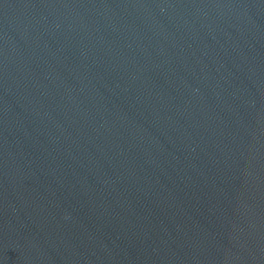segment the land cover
I'll return each instance as SVG.
<instances>
[{"label": "water", "instance_id": "water-1", "mask_svg": "<svg viewBox=\"0 0 264 264\" xmlns=\"http://www.w3.org/2000/svg\"><path fill=\"white\" fill-rule=\"evenodd\" d=\"M0 264H264V0H0Z\"/></svg>", "mask_w": 264, "mask_h": 264}]
</instances>
